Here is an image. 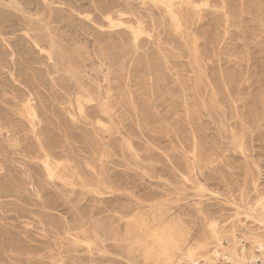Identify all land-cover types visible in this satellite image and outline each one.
<instances>
[{
	"label": "rangeland",
	"instance_id": "rangeland-1",
	"mask_svg": "<svg viewBox=\"0 0 264 264\" xmlns=\"http://www.w3.org/2000/svg\"><path fill=\"white\" fill-rule=\"evenodd\" d=\"M252 236L264 0H0V264H244Z\"/></svg>",
	"mask_w": 264,
	"mask_h": 264
},
{
	"label": "bare ground",
	"instance_id": "bare-ground-1",
	"mask_svg": "<svg viewBox=\"0 0 264 264\" xmlns=\"http://www.w3.org/2000/svg\"><path fill=\"white\" fill-rule=\"evenodd\" d=\"M209 229H210V227H209ZM212 229H214V228H212ZM215 233V232H214ZM210 234H212V233H210ZM217 234V233H216ZM215 234V235H216ZM213 235V234H212ZM251 240H252V242L254 243V244H256V245H258L259 246V250H260V253H264V241H262V240H260L261 242H260V244H259V240H257V238L256 237H251ZM250 240V241H251ZM219 243V242H218ZM253 243H251V244H253ZM204 244V243H203ZM255 245V246H256ZM244 246V245H243ZM193 248V247H192ZM189 249V248H188ZM187 249V250H188ZM194 250V249H193ZM217 253V252H216ZM223 253V252H222ZM183 254V253H182ZM185 255H186V258H189L192 262H194L192 259V257H191V251L190 250H188V251H185V253H184ZM241 254V253H240ZM231 255V254H230ZM183 256V255H182ZM242 256V255H241ZM256 256V255H255ZM202 257V256H201ZM243 257V256H242ZM264 256H263V254L261 255V256H259V257H255V258H263ZM181 258V257H180ZM253 258V257H252ZM255 258H253V259H251V260H254ZM224 259V258H223ZM223 259H222V261H223ZM226 259H227V257H226ZM242 259V258H241ZM251 260H249V261H251ZM226 263H227V261H226ZM232 264H237V262H233ZM245 264V263H244Z\"/></svg>",
	"mask_w": 264,
	"mask_h": 264
},
{
	"label": "built area",
	"instance_id": "built-area-1",
	"mask_svg": "<svg viewBox=\"0 0 264 264\" xmlns=\"http://www.w3.org/2000/svg\"><path fill=\"white\" fill-rule=\"evenodd\" d=\"M222 261V259H220ZM220 264V261H219ZM245 264H264V257L263 258H255L254 260L247 261Z\"/></svg>",
	"mask_w": 264,
	"mask_h": 264
}]
</instances>
